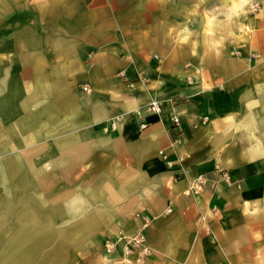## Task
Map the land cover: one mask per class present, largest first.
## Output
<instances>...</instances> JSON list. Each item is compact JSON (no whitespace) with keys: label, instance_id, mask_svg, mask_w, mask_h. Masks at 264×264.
I'll return each instance as SVG.
<instances>
[{"label":"crops","instance_id":"crops-1","mask_svg":"<svg viewBox=\"0 0 264 264\" xmlns=\"http://www.w3.org/2000/svg\"><path fill=\"white\" fill-rule=\"evenodd\" d=\"M251 1L0 0V264H111L143 217L145 264H264Z\"/></svg>","mask_w":264,"mask_h":264},{"label":"built area","instance_id":"built-area-1","mask_svg":"<svg viewBox=\"0 0 264 264\" xmlns=\"http://www.w3.org/2000/svg\"><path fill=\"white\" fill-rule=\"evenodd\" d=\"M86 89L87 87L84 86L83 90ZM146 110L151 113H158L160 111L159 102L156 100H152L146 105ZM171 121L173 124L178 125V116H171ZM141 127H145V124H141ZM202 183L203 178L201 175H199L194 178L191 187L195 190H199L201 188ZM168 211H170V208H168ZM149 223L150 220L146 217H143L142 222L135 233L130 235L121 234L116 240H105V252L111 255L117 250L118 246H120L122 257L126 264H144L152 252L150 246L147 243V239L144 233V230L147 228Z\"/></svg>","mask_w":264,"mask_h":264},{"label":"rangeland","instance_id":"rangeland-1","mask_svg":"<svg viewBox=\"0 0 264 264\" xmlns=\"http://www.w3.org/2000/svg\"><path fill=\"white\" fill-rule=\"evenodd\" d=\"M249 3H250V8L253 11H256L257 9H259V7L261 5V2L259 0L258 1L257 0L256 1H251ZM119 236L120 235H118V237ZM84 246H87V247H85V249H83V250H80V249L76 250L75 246L72 245L73 248H69L67 256L65 257L64 261L67 264H100L99 260H98L99 257H100L99 256V252H97V250H95L94 245H92V244H90L88 242L86 244V242H85ZM103 248H104V246H103ZM104 252H105V250H104ZM107 255H109V254H107ZM57 262H59V258L57 259ZM61 263H63V260H62ZM111 264H126V263L124 262L123 257L121 255L119 260H117V261H115V262H113Z\"/></svg>","mask_w":264,"mask_h":264}]
</instances>
